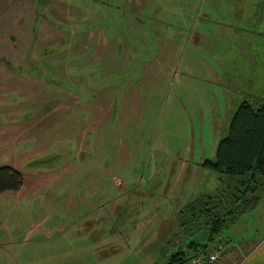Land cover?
<instances>
[{
  "label": "rangeland",
  "instance_id": "rangeland-1",
  "mask_svg": "<svg viewBox=\"0 0 264 264\" xmlns=\"http://www.w3.org/2000/svg\"><path fill=\"white\" fill-rule=\"evenodd\" d=\"M3 11L22 41H0L12 56L0 142L18 134L0 167L25 184L0 194V264H165L180 210L219 186L204 161L244 99L264 97V0H0ZM235 230L264 236V197Z\"/></svg>",
  "mask_w": 264,
  "mask_h": 264
},
{
  "label": "trees",
  "instance_id": "trees-1",
  "mask_svg": "<svg viewBox=\"0 0 264 264\" xmlns=\"http://www.w3.org/2000/svg\"><path fill=\"white\" fill-rule=\"evenodd\" d=\"M203 165L220 175L219 186L180 210L181 239L173 244L177 247L166 255L165 264H185L197 257L206 258L203 264H215L225 254L228 241L237 239L238 222L264 197V97L244 99L215 157L206 159ZM24 182V175L13 166L0 167V194L20 190ZM216 251L220 256L209 261Z\"/></svg>",
  "mask_w": 264,
  "mask_h": 264
},
{
  "label": "crops",
  "instance_id": "crops-1",
  "mask_svg": "<svg viewBox=\"0 0 264 264\" xmlns=\"http://www.w3.org/2000/svg\"><path fill=\"white\" fill-rule=\"evenodd\" d=\"M3 40L6 41V44L9 45V47H11V42H9L6 33L0 34V41ZM239 224L240 222H238V225ZM235 237L237 239H230L228 241L225 254L221 256L218 262L222 259H225V256L228 252V256H229L228 264H264V236L255 237L254 240L251 242L250 239L245 238V230H244L240 234L236 232ZM240 250H242V252L244 251V253H242V256L239 259H236L233 256V252L234 251L239 252ZM229 259L232 260L234 259V260L232 263H230Z\"/></svg>",
  "mask_w": 264,
  "mask_h": 264
},
{
  "label": "flooded vegetation",
  "instance_id": "flooded-vegetation-1",
  "mask_svg": "<svg viewBox=\"0 0 264 264\" xmlns=\"http://www.w3.org/2000/svg\"><path fill=\"white\" fill-rule=\"evenodd\" d=\"M17 9V8H16ZM4 14V13H3ZM2 13H0V19H3L4 21H0V24H4V26L3 27H0V34L2 33H6L7 34V37H8V39H9V42H11V47H10V49H12L13 50V48H14V45H15V43H16V41H18V40H21L22 41V39H21V36L19 35V26H16V28L14 29V27H13V29H12V27H11V25H9L8 23H7V18H6V16L5 17H3L2 15H3ZM16 18H18V17H16ZM23 30H24V34L26 35V38L27 39H29V37H28V31H26V27H25V21H23ZM33 30H34V27H33ZM35 31V30H34ZM13 32V33H12ZM32 41H37V38L36 37H34V33H33V36H32V39H31ZM4 41V40H3ZM31 41V42H32ZM26 44V43H25ZM25 44H24V47L23 48H21L22 50H23V55H26V53L25 52H28L27 54H29V53H33V50H31L30 52H29V45H28V47H25ZM38 49L39 48H37V51L36 52H38ZM37 53H35V55H36ZM21 55H22V53H21ZM24 57H26V56H24ZM4 58H9V59H11L12 58V56H8L7 57V54H5V53H0V62L1 63H3V64H5L8 68H10L11 69V66H8L7 65V63L6 62H8V59H4ZM28 59V58H27ZM11 75V74H10ZM10 75H9V78H4L5 79V81L6 82H8L9 84H13V82L11 81V79H10ZM8 87H10V85H8ZM13 106H7V111H8V114L9 115H12L14 112L13 111H11L10 109L12 108ZM8 132V136H7V139L5 140V141H1L0 142V146L1 147H3V148H7V146H8V144H11V142H12V138L13 137H15V136H17L18 134L17 133H15V132H11V131H9V129H4V133H7ZM10 166H12V165H10ZM14 167V166H13ZM15 168V167H14ZM18 170V169H17ZM21 172V171H20ZM22 173V172H21ZM24 179H25V177H24ZM24 184H25V182H24ZM24 186V185H23Z\"/></svg>",
  "mask_w": 264,
  "mask_h": 264
},
{
  "label": "built area",
  "instance_id": "built-area-1",
  "mask_svg": "<svg viewBox=\"0 0 264 264\" xmlns=\"http://www.w3.org/2000/svg\"><path fill=\"white\" fill-rule=\"evenodd\" d=\"M217 257L218 256L215 253L211 254L209 261L210 260H216ZM204 260H206V258L205 259H202L201 257L192 258L190 261L186 262L185 264H203Z\"/></svg>",
  "mask_w": 264,
  "mask_h": 264
}]
</instances>
